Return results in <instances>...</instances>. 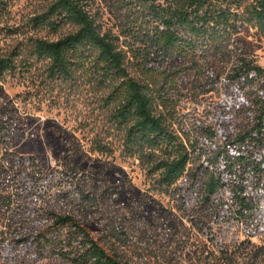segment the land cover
Here are the masks:
<instances>
[{"label":"rangeland","instance_id":"obj_1","mask_svg":"<svg viewBox=\"0 0 264 264\" xmlns=\"http://www.w3.org/2000/svg\"><path fill=\"white\" fill-rule=\"evenodd\" d=\"M2 1L0 59L15 67L0 73V264H89L80 234L50 232L59 215L74 217L122 264H264V214L251 226L223 219L200 231L186 181L161 187L160 170L127 151L126 128L114 117L120 79L89 61L68 78L48 74L49 61L32 52L36 39L57 40L77 25L38 26L32 18L52 0ZM82 2L103 33L119 37L130 75L148 85L155 113L179 136L214 123L218 96L209 89L217 73L240 56L264 66V35L248 25L219 48L173 54L154 68L126 34L144 27L138 0ZM244 122L235 113L232 128ZM45 235L46 246L26 241Z\"/></svg>","mask_w":264,"mask_h":264},{"label":"trees","instance_id":"obj_2","mask_svg":"<svg viewBox=\"0 0 264 264\" xmlns=\"http://www.w3.org/2000/svg\"><path fill=\"white\" fill-rule=\"evenodd\" d=\"M132 3V2H131ZM0 0V10L3 5ZM143 28L133 35L141 43L139 55L150 66L164 69L170 55L189 50L219 48L225 37L252 26L264 35V0H138ZM137 9V8H135ZM140 17V18H139ZM38 25L58 28L63 22L77 25L75 32L57 40L37 38L33 53L49 61L51 77L68 78L89 61L100 74L120 79L116 91L121 101L114 117L126 128L127 151L160 170L161 187L186 181L187 194L197 201L194 224L205 231L213 221L232 219L246 226L260 223L264 214V66L240 56L226 73H217L213 85L214 123H195L182 136L169 129L154 110L149 87L133 78L125 66L119 37L102 32L82 0H52L50 8L34 16ZM155 56V58H151ZM15 67L9 57L0 59V73ZM236 116L244 120L232 128ZM161 151L164 157L157 154ZM68 228L81 235V260L89 264H122L91 236L74 217L59 215L50 232ZM26 239V238H25ZM46 246L45 235L28 241Z\"/></svg>","mask_w":264,"mask_h":264}]
</instances>
